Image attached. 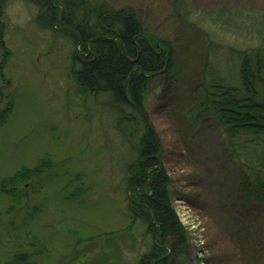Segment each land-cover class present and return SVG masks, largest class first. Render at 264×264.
Here are the masks:
<instances>
[{
  "label": "rangeland",
  "instance_id": "obj_1",
  "mask_svg": "<svg viewBox=\"0 0 264 264\" xmlns=\"http://www.w3.org/2000/svg\"><path fill=\"white\" fill-rule=\"evenodd\" d=\"M107 1L136 8L147 32L165 44L169 61L174 49V68L153 77L145 112L188 232L184 263L264 264V203L243 198L237 159L217 122L205 117L193 125L190 119L200 102L193 81L208 42L226 50L264 49V0ZM35 2L8 0L5 6L11 56L0 75L11 80L15 106L0 123V183L46 157L52 165L38 178L21 172L24 183L16 189H0V264L13 257L17 264H137L153 235L132 219L126 167L144 127L127 141L124 129L133 125L118 126L117 110L103 97L78 93L75 45L60 26L37 27ZM213 50L217 55L219 48ZM226 64L217 57L212 66L226 74ZM4 82L0 76L7 93Z\"/></svg>",
  "mask_w": 264,
  "mask_h": 264
},
{
  "label": "trees",
  "instance_id": "obj_2",
  "mask_svg": "<svg viewBox=\"0 0 264 264\" xmlns=\"http://www.w3.org/2000/svg\"><path fill=\"white\" fill-rule=\"evenodd\" d=\"M7 2L0 0V71L11 56L3 20ZM35 3L40 10L35 18L37 27L55 31L60 26L75 45L72 58L78 93L88 98L103 97V104L114 113L117 110L118 126L122 122L133 125L130 130L124 129L128 131L127 141H133L140 125L144 127L135 159L126 167L132 219L143 222L147 234L153 235L150 247L143 242L144 254L137 264H186L182 256L188 248V232L172 203L171 178L160 168L159 139L142 112L153 77L171 73L174 68L173 47L170 46L169 61L168 52L162 51L165 44L163 41L159 44L158 38L147 32L133 6L117 8L107 0H96L97 5L89 0ZM78 46L83 48V53ZM207 46L203 69L193 81L192 94L200 102L190 111L191 124L196 125L205 117L217 122L226 146L237 159L243 198L264 203V49L226 50L212 42ZM214 46L219 48L218 56L213 52ZM217 57L227 63L226 74L212 66ZM0 76L8 89L4 93L0 86V104L5 103L0 110V123H3L14 109L15 96L10 91L11 80H6L4 74ZM51 162L46 157L36 168H25L3 179L1 191H8V186L16 189L24 183L20 179L23 171H28L32 178L40 177L48 171ZM16 259L13 257L6 264H17Z\"/></svg>",
  "mask_w": 264,
  "mask_h": 264
},
{
  "label": "flooded vegetation",
  "instance_id": "obj_3",
  "mask_svg": "<svg viewBox=\"0 0 264 264\" xmlns=\"http://www.w3.org/2000/svg\"><path fill=\"white\" fill-rule=\"evenodd\" d=\"M63 30V29H62ZM82 53H83V51H81ZM80 58V57H79ZM83 60V59H82ZM143 112V111H142ZM160 163H161V165H160V168L162 169L163 168V166H162V157L160 156Z\"/></svg>",
  "mask_w": 264,
  "mask_h": 264
},
{
  "label": "water",
  "instance_id": "obj_4",
  "mask_svg": "<svg viewBox=\"0 0 264 264\" xmlns=\"http://www.w3.org/2000/svg\"><path fill=\"white\" fill-rule=\"evenodd\" d=\"M96 39H98V38H96ZM170 54V53H169ZM149 123H150V121H149ZM150 127H152L153 128V126H152V124L150 123Z\"/></svg>",
  "mask_w": 264,
  "mask_h": 264
}]
</instances>
